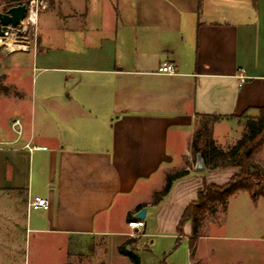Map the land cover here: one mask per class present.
I'll use <instances>...</instances> for the list:
<instances>
[{
	"label": "crops",
	"instance_id": "1",
	"mask_svg": "<svg viewBox=\"0 0 264 264\" xmlns=\"http://www.w3.org/2000/svg\"><path fill=\"white\" fill-rule=\"evenodd\" d=\"M50 16L41 27L55 23L54 45L40 33L37 48L22 51L37 73L13 82L6 73L15 93L0 92V111L16 112L13 134L0 119V221L21 232L25 223L60 250L73 239L123 240L139 206L147 215L177 206L180 220L204 182L239 173L197 170L191 143L207 115L220 117L215 139L238 125L232 146L264 108V0H58ZM165 62L174 74L160 72ZM184 169L153 205L167 175ZM36 197L49 209L29 206Z\"/></svg>",
	"mask_w": 264,
	"mask_h": 264
},
{
	"label": "rangeland",
	"instance_id": "2",
	"mask_svg": "<svg viewBox=\"0 0 264 264\" xmlns=\"http://www.w3.org/2000/svg\"><path fill=\"white\" fill-rule=\"evenodd\" d=\"M57 2L58 0L29 1V12L22 34L15 36L11 42L8 38L10 45H0V84L6 83V73L11 77V82L23 76L27 80V72L30 75L37 73L31 68V58L22 51L37 48L40 33L41 37L48 35L47 39L54 45L55 23L45 28L41 24L48 15L51 17L50 15L55 14ZM24 3L27 4V0ZM10 7V2L0 0V13ZM34 13L36 23L31 21ZM56 16L47 19L52 23ZM9 49L14 51L10 52ZM10 88L13 95L15 90L12 86ZM7 108L0 111L1 122H4L2 129L13 134L9 121L16 117V112L8 111ZM6 113L10 114V118H3ZM22 126L20 121V125L15 126L14 130L18 132ZM238 130L236 123L226 124L218 128L215 134L217 139H214L218 145L227 149L234 143L233 137ZM255 159L264 163V149L255 155ZM17 197L19 200L23 199L22 194ZM145 197L148 199L144 194L143 198ZM152 197L154 198L150 196V199ZM0 199H4L3 194ZM248 200V194L242 192L230 198L226 213L220 211L215 216L207 215L194 248L190 246V223L185 224L184 235L177 233V206L151 208L145 218V236L144 229H127V236L123 240L120 236L73 239L62 250L58 240L54 238H40L37 234L26 233L25 223L21 232L18 228L13 229L11 224L0 221V264H134L130 257L118 250L119 246H124L125 241L130 239L126 248L134 250L140 264H192L198 258L208 259L211 264H264V201L257 205ZM5 212L6 206L0 205V216ZM125 223L127 224V218Z\"/></svg>",
	"mask_w": 264,
	"mask_h": 264
},
{
	"label": "trees",
	"instance_id": "3",
	"mask_svg": "<svg viewBox=\"0 0 264 264\" xmlns=\"http://www.w3.org/2000/svg\"><path fill=\"white\" fill-rule=\"evenodd\" d=\"M11 7L23 4L26 0H6ZM30 0H27L29 4ZM11 88L0 84V92L10 93ZM220 119L218 116L203 115L198 122L192 139L191 150L194 157L200 153L206 165L207 171H216L229 168H239V173L234 174L226 183H206L199 188L197 198L190 202L184 209L177 233L184 235V226L191 225L190 246L194 245L201 236V228L207 215H217L220 211L226 213L228 201L240 192L251 195L254 203L264 198V163L255 159V155L264 147V108L259 110L255 117L246 118L241 138L227 149L217 144L213 136L214 124ZM189 174L188 170H179L169 173L164 187L155 192L153 205L160 204L170 193L176 180ZM145 206L141 205L137 210ZM129 214L127 220H133ZM131 239L124 246L119 247V252L130 257L134 264H140L139 257L134 250H127Z\"/></svg>",
	"mask_w": 264,
	"mask_h": 264
},
{
	"label": "water",
	"instance_id": "4",
	"mask_svg": "<svg viewBox=\"0 0 264 264\" xmlns=\"http://www.w3.org/2000/svg\"><path fill=\"white\" fill-rule=\"evenodd\" d=\"M29 12L28 4L12 6L7 11L0 13V45H10L15 36L21 35L24 28V22ZM9 38L10 42L7 41ZM13 52L14 50L9 49ZM196 169L206 170V165L200 153L196 155ZM147 208L144 207L135 214L136 219H145Z\"/></svg>",
	"mask_w": 264,
	"mask_h": 264
},
{
	"label": "built area",
	"instance_id": "5",
	"mask_svg": "<svg viewBox=\"0 0 264 264\" xmlns=\"http://www.w3.org/2000/svg\"><path fill=\"white\" fill-rule=\"evenodd\" d=\"M160 72L164 74H174L176 72L175 66L172 63L165 62L160 68ZM14 126L20 125V121L16 120L13 123ZM20 132V130H19ZM40 149H47L46 147H39ZM29 206L42 208L48 210L50 207L49 201L45 198L36 197L29 199ZM145 219H133L128 222V227L133 231H141L145 228Z\"/></svg>",
	"mask_w": 264,
	"mask_h": 264
},
{
	"label": "bare ground",
	"instance_id": "6",
	"mask_svg": "<svg viewBox=\"0 0 264 264\" xmlns=\"http://www.w3.org/2000/svg\"><path fill=\"white\" fill-rule=\"evenodd\" d=\"M31 21H32L33 23H36V16H35V13H34V15L32 16Z\"/></svg>",
	"mask_w": 264,
	"mask_h": 264
}]
</instances>
